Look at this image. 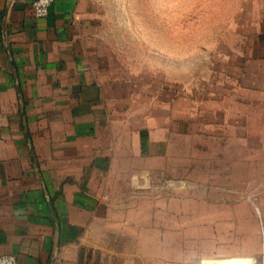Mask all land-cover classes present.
Returning a JSON list of instances; mask_svg holds the SVG:
<instances>
[{
  "label": "rangeland",
  "instance_id": "1",
  "mask_svg": "<svg viewBox=\"0 0 264 264\" xmlns=\"http://www.w3.org/2000/svg\"><path fill=\"white\" fill-rule=\"evenodd\" d=\"M105 4L119 71L135 72L140 94L132 127L113 129L118 159L101 165L111 205L103 226L113 235L104 242L134 264L264 261V113L241 107L226 83V44L238 38L239 19H259L263 8L241 10L246 0Z\"/></svg>",
  "mask_w": 264,
  "mask_h": 264
},
{
  "label": "crops",
  "instance_id": "2",
  "mask_svg": "<svg viewBox=\"0 0 264 264\" xmlns=\"http://www.w3.org/2000/svg\"><path fill=\"white\" fill-rule=\"evenodd\" d=\"M246 1L241 10L263 11L239 19L238 38L226 44V83L241 107L264 113V0ZM32 2L0 0V255L18 264H134L104 242L113 235L103 226L111 205L101 165L118 159L113 129L132 127L139 80L119 71L105 0H54L43 16ZM38 127L48 132L31 134Z\"/></svg>",
  "mask_w": 264,
  "mask_h": 264
},
{
  "label": "built area",
  "instance_id": "3",
  "mask_svg": "<svg viewBox=\"0 0 264 264\" xmlns=\"http://www.w3.org/2000/svg\"><path fill=\"white\" fill-rule=\"evenodd\" d=\"M54 0H33V12L36 16H43L48 12L49 6ZM0 264H18L14 254L0 255Z\"/></svg>",
  "mask_w": 264,
  "mask_h": 264
},
{
  "label": "bare ground",
  "instance_id": "4",
  "mask_svg": "<svg viewBox=\"0 0 264 264\" xmlns=\"http://www.w3.org/2000/svg\"><path fill=\"white\" fill-rule=\"evenodd\" d=\"M210 264H252L249 257H235L231 259H211Z\"/></svg>",
  "mask_w": 264,
  "mask_h": 264
}]
</instances>
